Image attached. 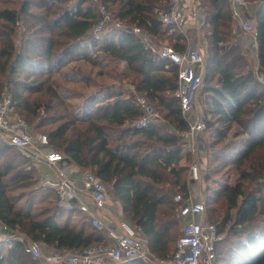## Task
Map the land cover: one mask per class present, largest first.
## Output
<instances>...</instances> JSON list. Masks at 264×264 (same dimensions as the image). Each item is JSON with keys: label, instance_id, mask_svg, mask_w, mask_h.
<instances>
[{"label": "trees", "instance_id": "1", "mask_svg": "<svg viewBox=\"0 0 264 264\" xmlns=\"http://www.w3.org/2000/svg\"><path fill=\"white\" fill-rule=\"evenodd\" d=\"M202 1L201 30L208 44L202 105L212 136L205 192L209 219L222 238L214 264H264V184L254 181L264 180V84L254 61L235 42L229 0ZM250 1L264 66V0ZM170 4L0 0V96L5 90L11 93L14 112L36 134L48 136L50 152L93 171L111 187L144 247L161 259L175 254L171 245L180 205L174 199L188 198L194 161L177 135L188 130L178 97L181 69L163 54L169 48L183 56L189 48L179 29L161 21L160 13ZM98 6L115 21L140 28L157 48L143 44L130 52L124 32L117 29L103 40L94 39L92 31L102 19ZM131 76V86L123 84ZM102 77L112 82L105 84ZM138 96L155 106L168 129L159 123L134 126L143 116ZM11 149L17 153L0 172V224L14 235L0 241V264H47L33 256L21 234L56 250L79 253L108 246V233L77 208L61 205L57 195L35 211L30 189L41 182L38 171L24 166L26 155L0 137V159Z\"/></svg>", "mask_w": 264, "mask_h": 264}, {"label": "built area", "instance_id": "2", "mask_svg": "<svg viewBox=\"0 0 264 264\" xmlns=\"http://www.w3.org/2000/svg\"><path fill=\"white\" fill-rule=\"evenodd\" d=\"M231 3L233 20L239 30L251 39V45L257 54L256 27L252 20H248L247 11L245 14V9L251 8L249 1L231 0ZM98 9L102 19L92 31L94 39L103 40L110 31L117 29L134 34L143 44L152 47L149 44L150 39L140 28H130L115 21L103 6H98ZM203 14L204 9L199 0H171L170 9L160 13L163 25L176 27L189 42L188 51L183 56L174 55L169 48L163 51V54L171 57L181 69L178 97L188 130L177 132V135L184 142L185 153L191 154L194 159L190 168L189 196L186 200L180 195L174 199L175 203L180 205L179 219L185 222L175 254L166 259L152 255L142 244L137 230L126 220H121L118 224H105L101 215L117 212L120 202L111 195L109 186L93 171L88 170L83 171L79 178L64 176L55 179L54 176L41 172L39 178L45 185L54 189L61 205L77 208L89 218L96 229L106 231L110 243L108 246L93 247L79 253L61 249L45 255L43 245L31 241L28 247L35 258L47 264H103L108 259L111 264H125L136 260L147 264H214L216 244L222 238L219 236L217 225L209 219L205 192L203 136L207 132V120L201 102L205 89L202 70L205 63L201 30ZM257 77L264 84V69L257 73ZM13 105L11 93L3 91L0 96V137L35 162L45 160L52 167H59L64 163L63 154L48 150V136L36 134L33 127L14 112ZM137 105L141 108L143 116L134 124L136 128L143 129L162 121L158 110L144 96L137 97ZM112 200H115L114 206H111ZM117 213L114 214L117 216ZM1 230L9 231L3 226Z\"/></svg>", "mask_w": 264, "mask_h": 264}, {"label": "crops", "instance_id": "3", "mask_svg": "<svg viewBox=\"0 0 264 264\" xmlns=\"http://www.w3.org/2000/svg\"><path fill=\"white\" fill-rule=\"evenodd\" d=\"M229 2L231 4V8H232L231 0H229ZM251 20H252V18H251ZM237 29H238V31H237V40L235 41L236 44L241 45L243 50L248 55V57L251 60L254 61V58H256V54L254 52V48L251 45V39H249V37L245 36L244 33H242L239 30L238 27H237ZM190 32H191V30H189V33ZM124 34H125L124 35V43H125L128 51L133 52V51L137 50L138 48H140L143 45L142 41L140 39H138L134 34H132V33H124ZM136 41H137V43H136ZM255 49L258 52L257 41H256ZM207 135H208V139L209 140L207 138L206 139L208 141V149H209V144H210V142L212 140L211 139L212 136H210V134H207ZM205 158H206V150H205ZM33 162L35 164V165L34 164L33 165L36 167V169L38 171V176H39V173L41 172V174L45 173V174H48L50 176H54L55 179L63 178L64 176L65 177H72V178H79L81 176V174L83 173V169L79 168L78 166H76L75 164H73L71 161H68V160L67 161L65 160L64 163L59 165V167H52L45 160H41V161H37V162L33 161ZM206 163L207 162L205 160V166H206ZM43 184H44V182H43ZM44 186H46V185L44 184ZM205 188H206V185H205ZM117 212L121 213V215L119 213H117ZM117 212L116 211L114 212V213H117V216L114 213H108V212L103 213L101 215V217L103 218V221L105 222V224H107V225L113 224V223L118 224L122 220V216L124 215L122 205H119V207L117 209ZM1 229H2V226L0 224V241H6L8 238L10 240V237H8V235H6L5 232H3ZM20 239L22 241L26 242V244L28 246L30 245L31 240L29 238H27L26 236H24L23 234L20 235ZM42 245H43L42 250H43V253L45 255L52 254L56 250L53 247H50V246H47V245H44V244H42ZM28 249H29V247H28ZM103 264H111V261L108 259Z\"/></svg>", "mask_w": 264, "mask_h": 264}, {"label": "rangeland", "instance_id": "4", "mask_svg": "<svg viewBox=\"0 0 264 264\" xmlns=\"http://www.w3.org/2000/svg\"><path fill=\"white\" fill-rule=\"evenodd\" d=\"M6 3H8V1H11V0H4ZM202 3H203V1L202 0H200ZM249 1V3H250V5H251V8L250 9H248V10H246L245 9V14H246V11H247V14L249 15V16H247V18H249L248 20H251V11H252V5H254V3L253 2H251L250 0H248ZM6 6L7 7H11V6H9L8 4H6ZM237 31H238V29H237V25H236V23H235V32L237 33ZM205 35H203V33H202V40L204 41V45H203V53H204V55H205V64H206V61H207V58H208V53H207V50H208V44H207V41H205V37H204ZM136 40V39H135ZM136 43H137V41H136ZM166 44H168V42H165ZM187 43H188V47H189V42L187 41ZM143 44V43H142ZM149 44H150V46H153V47H155V48H157V45H156V43L154 42V44L155 45H153V43L151 42V39H150V42H149ZM159 49H161V48H163V45H160V47H158ZM205 64H204V67L202 68V70H203V73H204V71H205ZM253 64H254V70H255V72H256V74L257 73H260L264 68V66L262 67V65L259 63V58H258V56H257V54H256V58H254V62H253ZM120 71H122V68H121V66H120ZM131 79H133V77L131 76L129 79H127L126 80V82H123V84H125V85H130V84H127L128 83V81L129 80H131ZM100 80L102 81V82H105V84L106 83H110V82H112L108 77H102V78H100ZM91 86L90 87H93V83H91L90 84ZM131 86V85H130ZM127 87V86H126ZM127 89H129L130 91H132L133 89L132 88H130V87H127ZM202 98H203V95H202ZM201 102H202V99H201ZM161 126H163V127H165L166 129H168V124L167 123H165V121H161L160 123H159ZM43 132V131H42ZM37 133H40V132H37ZM207 134H210L208 131L206 132V134L203 136V144H204V147H205V150H206V158H205V160H206V162H207V165H208V141H207V139H208V135ZM210 136H211V134H210ZM207 138V139H206ZM209 140V139H208ZM207 143V144H206ZM12 151H10L8 154L7 153H5L4 155H6L5 157H1L2 159H0V172H2V171H4L3 170V167L6 165V162L8 161V159L10 158V157H12L13 155H15V153H17L16 152V150H13V149H11ZM24 154V153H23ZM1 155V154H0ZM26 155V154H25ZM27 156V155H26ZM26 156H24L26 159H28V161H26V164L24 165V166H26L27 167V165L28 164H31V165H33V160L30 158H27ZM41 180V179H40ZM258 185H263L264 184V180H259V179H256V180H254ZM110 189H111V187H109ZM30 192H33V197H32V199L31 200H34V202H35V205H34V207H35V211H39L40 209H42V208H45L46 206H48V204L50 203L49 201V199H51V198H55L56 197V193L54 192V190L51 188V187H49V186H44V184H43V181L41 180V182H40V184H38V185H36V186H34V187H32L31 189H30ZM111 195H113V192H112V189H111ZM181 196V195H180ZM36 200H38L39 202L37 203V201ZM116 200V199H115ZM115 200H112L111 201V206H114L116 203H115ZM30 201V200H29ZM26 202H28V201H26V200H24V202H22V207H24V203H26ZM120 205H121V203H120ZM79 213H77L76 215H75V217H79ZM122 220H126V221H128L129 222V220L128 219H126V217L123 215L122 216ZM178 221H179V226H177V230H176V232H177V235L174 237V242L172 243V245H171V250H172V252L176 249V245H177V242H178V240L180 239V237L182 236V228H183V226H184V224H185V222L184 221H182V220H180L179 218H178ZM131 223V222H130ZM132 224V223H131ZM147 251H148V249H146Z\"/></svg>", "mask_w": 264, "mask_h": 264}, {"label": "water", "instance_id": "5", "mask_svg": "<svg viewBox=\"0 0 264 264\" xmlns=\"http://www.w3.org/2000/svg\"><path fill=\"white\" fill-rule=\"evenodd\" d=\"M5 234L12 237L14 234L11 231H5Z\"/></svg>", "mask_w": 264, "mask_h": 264}]
</instances>
